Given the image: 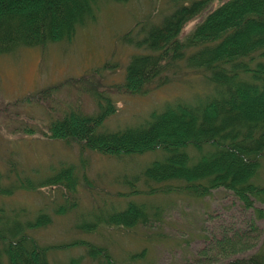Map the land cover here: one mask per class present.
<instances>
[{
  "label": "trees",
  "instance_id": "16d2710c",
  "mask_svg": "<svg viewBox=\"0 0 264 264\" xmlns=\"http://www.w3.org/2000/svg\"><path fill=\"white\" fill-rule=\"evenodd\" d=\"M98 1L0 0V53L69 40L77 26L93 18ZM169 1L171 10L159 20L142 23L122 38L139 50L128 59L123 86L129 92H142L148 85L166 83L183 63L201 74L210 85L209 93L194 102L170 100L140 122L100 131V119L113 106L109 97L92 88L89 93L99 110L91 115L77 104L70 105L51 121L48 137L76 141L117 158L159 151L160 156L136 172L116 176L115 183L126 189L119 191L123 196L172 191L205 197L224 189L263 218L264 210L255 205H264V183L256 181L264 163V0H223L212 6V0ZM200 14L182 35L184 25ZM10 166L16 168L14 163ZM73 169L71 164L60 165L38 182L16 173L13 182L26 189L59 182L74 195ZM72 200L60 207L75 205ZM153 209L145 200L129 198L123 207L98 211L93 224L80 228L92 230L99 223L126 228L147 225L160 218L159 210ZM49 223L44 211L30 217L23 209L0 207V264H51L47 248L33 235ZM247 228L257 230L255 219ZM247 243L246 249L252 247ZM88 253L93 255L94 248L89 247ZM216 264H264V249Z\"/></svg>",
  "mask_w": 264,
  "mask_h": 264
},
{
  "label": "rangeland",
  "instance_id": "374dc122",
  "mask_svg": "<svg viewBox=\"0 0 264 264\" xmlns=\"http://www.w3.org/2000/svg\"><path fill=\"white\" fill-rule=\"evenodd\" d=\"M221 1L212 0L211 6ZM171 8L169 0H99L93 18L77 26L69 40L0 53V188L5 191L0 207L23 209L30 217L48 213L50 223L33 235L47 248L51 264H216L264 249V217L257 218L230 191L217 189L205 197L172 191L121 195L126 189L115 183L116 176L136 172L160 156L159 151L117 158L76 141L48 137L51 121L70 105L91 115L99 110L89 93L93 89L109 97L113 106L100 119V131L140 122L170 100L194 102L209 93L201 74L183 63L166 83L148 85L142 92L123 86L128 59L139 50L122 38ZM201 17L189 20L182 35ZM68 164L74 166V195L59 182L27 189L13 182L16 173L38 182ZM256 179L264 183V163ZM129 198L145 200L159 210L160 218L133 228L103 223L92 230L80 228L93 224L98 211L123 207ZM67 200L75 205L60 207ZM255 208L264 210V205L256 203ZM252 219L256 231H248ZM248 241L252 247L246 249ZM236 248L240 251L232 254Z\"/></svg>",
  "mask_w": 264,
  "mask_h": 264
}]
</instances>
